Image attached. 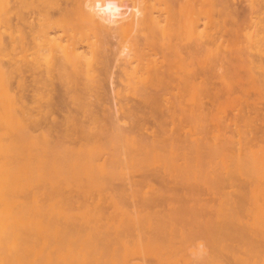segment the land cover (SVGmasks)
<instances>
[{"label":"bare ground","instance_id":"1","mask_svg":"<svg viewBox=\"0 0 264 264\" xmlns=\"http://www.w3.org/2000/svg\"><path fill=\"white\" fill-rule=\"evenodd\" d=\"M128 1L67 0L66 10L71 6L84 9L94 5L111 6L109 4L113 3L123 8L120 11L121 20H129L131 14L133 52L128 55L123 53L121 45L113 51V61L120 67L124 90L142 91L147 85L164 87L170 84V76L178 73L179 68L193 70L186 63L184 49L177 41L183 37L190 39L198 33L202 44L191 50L189 55L208 68L205 75L220 80L221 88L215 89L217 91L211 103L220 110L219 92L228 91L231 95L239 75L235 72L230 76L229 69L216 72L214 66L207 64V55L218 51L219 54L223 48L229 47L218 32L203 35V31L199 30L202 22L211 29L226 28L215 11L217 4L214 2L206 8L202 2L195 0L188 3L183 0H131V4ZM158 2L165 3L169 9L165 24H161L155 15ZM54 4L55 0H40L38 5L40 9L35 23L36 92L40 102L47 100L54 107L52 92L55 81L59 80L65 93H69L72 104L88 111L87 90H97L100 84L96 81L89 85L85 79L103 74L114 76V70H110L109 62L102 53L103 44L90 37L87 22L81 20L79 24L70 25L68 20L55 19L48 8ZM127 10L131 12L127 13ZM248 10L243 21L234 20L229 34L234 38L238 57L243 56L245 48L259 53L261 62L244 55L239 66L261 93L264 80L254 77V72L255 68L259 69L264 79V14L257 15L260 12L257 0H249ZM176 11L180 15L187 14L184 23L179 22ZM103 16V13L96 15L95 21L101 22ZM55 30L67 34L66 42L62 35L55 36ZM159 30L170 51L161 54L156 50L144 52L145 48L137 43V33L145 31L147 44L154 48ZM82 39L94 48L91 56L81 52ZM7 50L6 46L1 48L2 52ZM82 59L86 62L83 63ZM97 64L102 68L95 67ZM1 72L6 75V70L0 67ZM190 78L185 84L191 89L208 90V81L198 82L194 76ZM152 94L146 96L153 105L159 106L164 102L162 96ZM126 105L127 102L121 108ZM18 108L14 96L0 93V126L6 134L17 131L20 136L19 141L11 139L5 142L0 136L2 264L10 261L23 264L33 252L42 257L38 264H55V248L63 247L87 248L93 255L102 248L123 250L122 259L114 264H152L149 260H154L155 264H264V139L259 133L251 138H247L246 134L243 142L227 137L225 143L219 146L214 135V139L206 142L193 134L192 137L181 134L184 121L180 116L177 117L180 124L175 130L178 138L167 140L163 137L167 131L157 128L153 130L152 141L145 138L135 140L126 134L127 128L113 115L98 119L101 127H93L70 114L62 122L52 117L48 128L36 134L30 129V117L19 114ZM200 116L199 120L203 123L208 117L216 124L222 122L216 114ZM134 117L135 112L130 111L129 118ZM64 124H73L71 127L80 130L74 141L70 138L75 133L58 132L60 125ZM160 125H165L163 120ZM187 138L192 140L190 144H187ZM123 139L134 141L136 151L132 155L120 144ZM254 139H261L260 144H253ZM160 158L164 160L162 172L179 177L182 184L207 187L216 199L214 204L211 201L201 203L200 210L196 201L197 208L193 213L186 199L187 211L190 215L192 213L193 218L196 217L191 220L193 225H186V219L183 221L180 216L185 212L184 198L180 199L183 194L174 191L173 196H179L177 199L181 200L176 201L177 211L173 208L174 212L169 210L170 214L167 210L153 211V203H160L159 200L165 196L169 198L168 191L164 187L154 188L147 181V176L138 182L133 181L132 175L136 171L144 170L148 177L151 176L152 166ZM180 160L183 164L178 163ZM189 175H193L195 180ZM117 183L121 186L118 190L115 189ZM129 189L131 192H128ZM18 193H30L33 202L17 200L21 197ZM192 195V198L198 196ZM178 202L184 205L178 207ZM179 208L184 211L180 213ZM76 210L82 219L81 223L73 225V232L79 233L78 239L67 237L66 227H60L61 223L56 220L58 217L72 218ZM105 217L118 218L114 231L105 229L106 224L102 222ZM177 217L181 221L175 219ZM176 220L183 224L176 227ZM132 221L147 227L138 230L131 227L129 230ZM27 234L36 238L34 245L29 244ZM86 262L92 264L89 259Z\"/></svg>","mask_w":264,"mask_h":264},{"label":"rangeland","instance_id":"2","mask_svg":"<svg viewBox=\"0 0 264 264\" xmlns=\"http://www.w3.org/2000/svg\"><path fill=\"white\" fill-rule=\"evenodd\" d=\"M195 1L202 2L206 8H210L215 2L217 4L215 11L226 27L222 29H211V27H206L203 22L201 23L202 25L199 27V30L203 31V35L218 32L219 36H222L225 45H229V47L223 48L219 54L218 51L207 55V64L210 65V67L214 66L216 72L229 69L231 71L230 76L235 72L239 75V81L235 83V88L231 95L228 91L219 92L221 96L220 101L222 103V108L220 110L216 109V106L211 104L215 92L217 91L215 89L221 88L219 84L220 80L216 77L205 75V71L208 68L198 63L189 55L191 50H195L197 46L202 44V40L199 39L198 33L190 39L183 37L177 41L184 49L186 63L191 65L193 70L186 71L179 68L178 73L170 76V84L164 87L147 85L144 87L145 90L142 91L124 90L123 84L120 81L122 75L120 67L113 61V51L116 46L121 45L123 47V53L128 55L133 52V47L131 45L133 28L131 24V14L129 15V20L126 18L121 20L120 11L123 8L119 5L114 6L112 5L113 3L109 4L111 6L94 5L84 9L71 6L67 11V0H55V4L48 7L50 8L49 12L51 11L55 19L68 20V24L70 25L79 24L81 20H85V23L87 22L86 24L90 27V32L88 31L90 37H92L94 41L103 44L102 53H104L105 60L109 62L110 70H114V76L103 74L100 77L90 76L88 80L84 78L86 84L91 85L96 81V83L100 84V88L97 90H87L85 98L88 99L87 103H89V107L88 111H84L72 104L69 93H65L59 80L55 81L52 92L55 106H50L47 100L39 101L35 85V76L37 75L35 66L37 59V27H35V23L37 22L38 11L40 9L38 6L40 0H0V67L6 70L5 76L2 72L0 73V93L15 97L19 104V114H26L27 117H30V129L36 134L48 128L52 117L62 122L68 115L72 114L82 122L85 121V125H91L93 127H101L102 124L98 119L113 115L121 125H124L128 129H125L127 131L126 134L135 140L145 138L152 141L154 139L152 134L153 130H157V128H163L164 131H167V134L163 135L167 140L178 138L175 130L177 129V125L180 124L177 120V117L180 116L183 117L182 121H184L182 125L184 131H182L181 134L190 137H192L191 135L193 134L194 136L202 137L206 142L214 139V135V140L219 146L225 143L227 137L233 138L235 141L241 140L243 142L246 134L247 138H251L256 133H259V136H264V85L261 93H259L255 89L254 81L252 80V84L246 78L244 69L239 66L244 55L250 60L261 62L259 53L254 49L245 48V53L242 52L243 56L238 57L237 54H235L237 47L233 44L234 38L229 34V31L233 28L234 20L243 21L247 16L249 12V0ZM182 2L188 3L189 0H183ZM127 3L131 4V0ZM257 4L260 10L257 15L262 16L264 14V0H257ZM155 10V15L158 17V20L161 21V24H165V20L169 15V9L166 8L165 3L158 2L157 9ZM63 12L65 14L68 13V15L64 16L65 14H63ZM126 12L130 13L131 11L127 10ZM176 12V17L179 22L184 23L187 20V14L183 13V15H180L178 11ZM102 13L104 14L103 20L97 23L95 21L96 15ZM199 14H201V12H199ZM203 16L204 15H202V17ZM60 33V31H56L55 36L62 35L66 42L67 34ZM136 38L138 45L145 48L144 52L156 50L157 53L161 54L170 51L168 42L164 39L160 30L156 34L157 44L154 48L151 47L150 44H147L145 31L138 32ZM81 45V52L83 55L91 56L94 48L83 39L81 40ZM3 46H6L8 50L2 52L1 48H3ZM81 61L83 63L86 62L85 59ZM95 67L102 68L101 65L98 64L95 65ZM254 74V77H257V79L264 80L259 69L255 68ZM94 75L97 74L94 73ZM191 76L197 78L198 82L202 80L208 81V90L201 91L199 89H191L187 86L185 81L188 79L191 80ZM152 93L162 96L164 102L159 106L153 105L148 101L149 98L146 96ZM232 98L235 100H232ZM126 102L128 105H126L125 108H121ZM200 104L203 106L201 107ZM130 111L135 112L134 118H129ZM200 114L205 117L210 114H216L222 122L216 124V121H211L208 117L206 118V123H203L199 120V118H202ZM193 119H195V121ZM161 120L164 121V126L160 125ZM70 125L72 126L73 124ZM71 126L66 124L60 125L58 132L75 133L70 138V140L72 139V141H74L75 135H80V130ZM213 132L214 134H212ZM0 136L2 139L4 138L3 142L11 139L19 141L20 139L17 131H11L6 134L2 126H0ZM262 136L261 139H264ZM121 137H125V135L121 134ZM187 139L189 141L187 144H190L192 140L189 138ZM257 140L254 139L252 143L255 144L259 142L260 144V140ZM132 142H134L132 139L129 141L123 139L120 142L131 155L136 151L135 144ZM255 147L257 148V146ZM156 162L157 164L152 166L153 173L151 176L148 177L144 170L136 171L133 172L132 175L134 178L133 181L138 182L142 180L144 176H147V181L150 185L154 186V188L164 187L168 191L167 194L169 198L165 196L167 199L164 197L159 200L160 203H153V207L151 206L153 211L167 210L168 212L172 210V208L175 211L177 207L176 201L179 200L177 199L179 196L177 198L174 197V191L183 194L184 196L178 193V195L182 197L180 199L182 200L184 198L185 201V205L182 204L184 205L183 207H185V212L181 213L184 210L182 211L179 208L181 213L180 216H182L181 219L183 221L186 219L184 222L185 224L187 223L186 225H193L191 220L196 218L192 217L195 208L198 207L197 209L200 210L199 205L201 206V203L208 201H211V204L216 203L214 195L207 187H201L197 184L193 186L192 183H190V185H187L188 183H185L186 185L182 184L179 177L161 171L164 164L163 159L160 158ZM178 163L183 164V160H180ZM189 177L195 180L193 175H189ZM120 187V183H117L115 189L118 190ZM198 187L200 188L199 190ZM227 189L231 190L229 187ZM128 192H131V190L129 189ZM39 194L42 195V192H39ZM192 194L198 195V198L195 197L197 198L195 200ZM17 195L21 196L17 200H25L29 203L33 202V196L30 193H18ZM165 201L167 204L164 203ZM196 201H198L197 207L195 206L197 203ZM186 202L190 204L191 215L188 212L189 209L187 208L188 204ZM180 203L178 202V207L182 206L179 205ZM173 210L172 212H174ZM168 214H170V211ZM175 219H178V217ZM181 219L178 220L181 221ZM56 220L61 223L59 224L60 227H66L65 235L67 237H72L74 239L79 238V233L73 232V225L81 223L82 221L78 210L74 212L72 218L58 217ZM117 220V217H105L102 222L106 224L105 229L114 231ZM178 220H176V223L173 221L176 227L180 225ZM198 220H200V218ZM194 222L196 223V221ZM131 227L138 230L147 227V225L143 224L141 226L138 222L136 224L132 221L129 225V230L132 229ZM168 229L170 230V228ZM130 233L128 235H130ZM27 236L30 242L29 244L34 245L36 238L31 234H27ZM89 251V249H83L81 247L72 249L66 247L62 249L55 248V264H87V259H89L92 264H114L115 261L122 259L121 255L123 254V250L109 248H102L96 252V255L91 254ZM130 258L132 260L137 259V257ZM41 259L42 257L40 254L33 252L30 254V258L27 259L28 261L23 262V264H38ZM149 261L155 264L154 260ZM2 262L3 261H0V264H2ZM10 263L17 264V262L14 261H10ZM118 264H123V262H119Z\"/></svg>","mask_w":264,"mask_h":264}]
</instances>
